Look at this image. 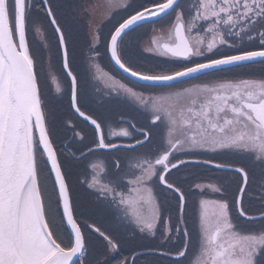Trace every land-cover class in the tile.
Returning a JSON list of instances; mask_svg holds the SVG:
<instances>
[{"label":"snow or ice","instance_id":"1","mask_svg":"<svg viewBox=\"0 0 264 264\" xmlns=\"http://www.w3.org/2000/svg\"><path fill=\"white\" fill-rule=\"evenodd\" d=\"M160 22L159 29H151L150 46L141 51L190 66L134 70L126 37ZM44 25L56 39L69 81L68 111L55 76L60 95L46 88L50 60L46 66L43 46L30 44L29 34L34 37ZM101 46L139 86L231 69L251 74L147 98L121 84L105 93L111 97L105 103L134 100L150 120L145 130L121 117L132 131H117L110 115L97 112L93 118L82 110L92 100L90 73L100 70L94 62ZM85 49L92 55L85 56ZM256 63L264 66V0H106L99 20L95 6L83 0H0V264H105L88 259L85 229L112 251L119 245L106 233L145 238L159 233V245L135 253L132 264L142 255L161 256L169 264H264V70L252 73ZM180 97L184 106L174 102ZM69 112L93 128L91 147ZM73 143L83 147L73 151ZM95 152L116 154L108 158L110 167L100 158L85 166V177L87 167L93 177L79 182L90 197L82 200L68 176L73 161ZM200 153L234 159L215 163L200 159ZM181 154L184 158L177 159ZM189 165L218 170V185L174 175ZM97 170L110 174L106 184L96 179Z\"/></svg>","mask_w":264,"mask_h":264},{"label":"flooded vegetation","instance_id":"2","mask_svg":"<svg viewBox=\"0 0 264 264\" xmlns=\"http://www.w3.org/2000/svg\"><path fill=\"white\" fill-rule=\"evenodd\" d=\"M99 1H102L101 3ZM86 4L89 0H83ZM106 6V0H97V3ZM105 14V13H104ZM104 14L101 16L103 17ZM120 14V13H118ZM100 17V18H101ZM86 20L87 17L84 18V22L81 24V31L86 30ZM163 22L157 23L155 26L151 24H145L142 27L136 29L134 32L129 33L126 40H131L132 42V52L135 54V63L133 64L134 70L146 71V67H140L141 65H158L161 68L165 69L166 71L172 70H179L181 67L190 66L185 64L179 58H162L155 55L147 54L141 51V48L150 46V41L153 36L152 27L159 29ZM51 50L53 52V57L55 61L60 63L59 54L57 52V44L56 39L53 36L51 31ZM251 50V49H250ZM85 51V56H91L92 54ZM199 62V61H197ZM96 64L101 65L103 72L108 73L112 77L108 82L106 81L105 77L101 70L97 71L99 74V79H97L98 89L94 86L96 91L93 92L89 87V91L92 94V100L88 104L87 107L82 108V110L86 111V114L92 115L93 118H96V113L101 112L105 115H110L111 117V127L115 130L119 131L121 128H127L130 132L132 131L128 124L121 123V117L131 121L136 125L137 128H145L148 130V124L150 117H146L144 115V109L142 104H138V102L131 100V99H117L113 100L111 103H105V101L111 100V97L105 95V93L110 92L114 88H119L121 84H127L129 87H134V90L138 93H143L145 98L152 96L156 97L159 95H166L168 93H175L181 91L184 88L191 87L193 84H205V83H213L215 80H223V79H238L244 78L245 76L250 75L251 73L248 70H244L242 73L239 72L237 69H231L223 72H214L207 76H200L196 79H186L183 81L174 82L172 84H160V85H152L147 84L144 86H139L137 82L130 78L129 76L125 75L121 70L112 64L106 55L103 54V48L101 46V55L98 56L95 60ZM103 65V66H102ZM264 66L256 63L251 66L252 73L259 74L260 71L264 70ZM64 76L65 81H68V78L64 75V71H61ZM239 73V74H238ZM91 75V80H93V76ZM69 84V81H68ZM115 92H112V96H115ZM97 101L99 103H97ZM174 102L178 106H184L186 101L183 97L174 98ZM64 110L68 111L67 109V102L63 104ZM151 105H149V108ZM105 109L108 111L105 112ZM68 118L75 124L77 131H82L85 136V144H88L89 147L92 145L89 144V141L93 138V128L86 123L83 118H78L77 116L73 115L71 112L68 113ZM153 131L158 132L159 129H153ZM180 133L178 132L177 135ZM68 135L70 136L71 133L69 132ZM142 137L136 136V139H141ZM112 142L114 143H132L134 141L129 140L127 138H121L117 140L112 138ZM83 145L75 144L72 145V150L74 151L76 148H82ZM138 152H143L144 149H138ZM79 156V152L76 153ZM116 153H108V152H95L91 156H86L83 161H73V167L71 169V173L68 176V180L70 182V186L76 187L79 189L80 198L83 200L86 197H89V192L85 191V188H81L79 182L84 181L85 178L89 182L92 181L93 172L90 167H87V175L85 177L86 165H89L95 159L100 158L104 159L106 165L110 167L109 157L115 155ZM199 158H218L222 161H231L234 159L233 155L231 154H224V155H216L212 153H200L198 154ZM184 158L183 154L177 157V159ZM134 162V161H133ZM225 163V162H223ZM219 174L218 170L211 168L209 166H199L194 168H182L178 173L174 175H180L183 178L189 179V181L193 184L195 183H202V184H212L216 183L218 185V181L216 180V176ZM190 175V176H189ZM130 178V177H128ZM126 178V179H128ZM96 179L101 182V184H106L110 179V174L108 173H101L100 170L96 172ZM119 191V189H118ZM211 191L210 189L208 190ZM205 198L207 199H218L219 197L206 195ZM161 199H167V194L161 197ZM194 199L198 201L199 195L194 194ZM174 203V202H173ZM92 221H89L91 223ZM98 227H101V230H105L104 226L97 224ZM85 231L86 240L88 243L89 248V255L88 259L90 261H95L96 259H100L105 261V264H123L125 260H127V264H132V256L137 253H144L148 248H156L159 245L160 236L159 233L156 237H149L145 238L147 234H139L137 233L135 237L128 235L127 233H106L109 235H113V239L116 240L117 244L119 245L116 251H112L111 249L106 247V242L95 234L94 232ZM166 247V246H162ZM94 254H98L97 257H94ZM144 259H152L155 261L160 262V264H169V262L161 256H139L137 257L136 264H142Z\"/></svg>","mask_w":264,"mask_h":264},{"label":"rangeland","instance_id":"3","mask_svg":"<svg viewBox=\"0 0 264 264\" xmlns=\"http://www.w3.org/2000/svg\"><path fill=\"white\" fill-rule=\"evenodd\" d=\"M99 2L101 3L102 1H99ZM99 2L97 3V0H89V2L86 3L87 5H94L95 6L96 18L98 20L105 13V6L99 4ZM51 37H52L51 36V31L48 29L47 25H44L42 27L41 32L36 33L34 37L32 36L31 33L29 34L30 44L36 45V46H33V47L41 48L43 46L42 54L45 57L46 66L49 64V60H50V75H49V78H48V82H47L46 88H47L48 92L51 95H60L59 93H56V91H55L56 84L53 83L52 79H51L52 76H55L56 77V83H58L60 85L62 93H63V96H64V100H63V104H64L68 100L69 84H68V81H65L64 76L61 73L62 69H61L60 63L58 61L56 62L54 57H53V52L51 50L52 49L51 48ZM44 49H46V51ZM99 66H100V70L103 73V76L105 77L106 81L108 82L110 79H112V77L110 75H108V73L103 72L104 70L102 69L101 65H99ZM263 69H264V67H263ZM91 74L93 76V80H91L90 86L91 87L95 86L98 89L97 77L99 76V74L97 73V70L95 68H92ZM99 80H101V79L99 78ZM110 86L112 87L111 84H110ZM91 90L93 92L96 91L94 88H91ZM201 159H205V160L211 159V160H213L214 162H217V163L228 162V161H222V160H220L218 158H201ZM190 167H199V166H192V165L187 166V168H190ZM93 256L97 257L98 254H94Z\"/></svg>","mask_w":264,"mask_h":264},{"label":"water","instance_id":"4","mask_svg":"<svg viewBox=\"0 0 264 264\" xmlns=\"http://www.w3.org/2000/svg\"><path fill=\"white\" fill-rule=\"evenodd\" d=\"M125 74V73H124ZM125 75H127V74H125ZM128 76V75H127ZM130 77V76H129ZM130 78H132V79H134L135 80V78H133V77H130Z\"/></svg>","mask_w":264,"mask_h":264},{"label":"trees","instance_id":"5","mask_svg":"<svg viewBox=\"0 0 264 264\" xmlns=\"http://www.w3.org/2000/svg\"><path fill=\"white\" fill-rule=\"evenodd\" d=\"M49 28V27H48ZM49 30L51 31V29L49 28ZM33 46H36V45H33ZM190 176V175H189Z\"/></svg>","mask_w":264,"mask_h":264}]
</instances>
